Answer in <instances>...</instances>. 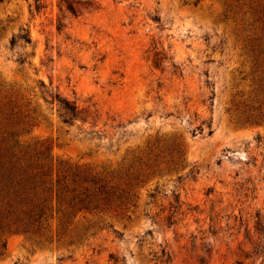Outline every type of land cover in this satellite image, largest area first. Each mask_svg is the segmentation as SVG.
<instances>
[{"label": "rangeland", "instance_id": "374dc122", "mask_svg": "<svg viewBox=\"0 0 264 264\" xmlns=\"http://www.w3.org/2000/svg\"><path fill=\"white\" fill-rule=\"evenodd\" d=\"M228 4L0 0V81L35 101L24 138L96 169L136 156L143 173L129 218L78 216L45 245L5 232L0 264H264V119ZM44 92L96 108L101 134Z\"/></svg>", "mask_w": 264, "mask_h": 264}, {"label": "trees", "instance_id": "16d2710c", "mask_svg": "<svg viewBox=\"0 0 264 264\" xmlns=\"http://www.w3.org/2000/svg\"><path fill=\"white\" fill-rule=\"evenodd\" d=\"M38 2V0H34ZM227 1V0H226ZM230 10L245 26V42L256 65L254 118L264 119V0H228ZM72 10L70 5H67ZM30 43L29 37H19ZM44 87V84H42ZM46 102H56L57 115L66 124L88 123L83 131L98 136L100 114L79 106L58 92H44ZM35 101L19 85L0 81V253L5 232L20 233L32 242H58L72 232L76 217L129 218L136 188L143 175L136 156L115 167L96 169L87 163L54 157L40 140L24 135L36 120ZM104 125V124H103ZM105 222V221H104ZM109 227L111 224L106 221ZM114 230V229H113Z\"/></svg>", "mask_w": 264, "mask_h": 264}]
</instances>
